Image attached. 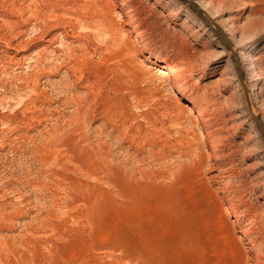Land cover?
Segmentation results:
<instances>
[{
	"label": "rangeland",
	"instance_id": "rangeland-1",
	"mask_svg": "<svg viewBox=\"0 0 264 264\" xmlns=\"http://www.w3.org/2000/svg\"><path fill=\"white\" fill-rule=\"evenodd\" d=\"M127 1L0 0V264H264V0Z\"/></svg>",
	"mask_w": 264,
	"mask_h": 264
},
{
	"label": "bare ground",
	"instance_id": "bare-ground-1",
	"mask_svg": "<svg viewBox=\"0 0 264 264\" xmlns=\"http://www.w3.org/2000/svg\"><path fill=\"white\" fill-rule=\"evenodd\" d=\"M189 1V0H188ZM189 3L191 4L192 2H190L189 1ZM188 3V4H189ZM189 4V6L191 7V5ZM194 6H196L195 4H194ZM197 8H198V10L199 11H201L200 10V8L198 7V6H196ZM120 8H122L123 10H125L124 11V16H125V24H124V26H123V29L122 30H124L125 29V33H126V35H127V37H129V38H131V36H132V34H133V32L130 30V28H128V26H129V17L131 16V15H136V7H134L130 2H128L127 0H122V2H121V4H120ZM8 10V9H7ZM193 10V9H192ZM202 12V11H201ZM197 13V12H196ZM198 14V13H197ZM202 14H204L203 12H202ZM198 16H199V14H198ZM205 16V15H204ZM137 17V16H136ZM206 17V16H205ZM41 20V19H40ZM57 20V19H56ZM60 20V19H59ZM135 20H138V18H135ZM206 22H208V19L206 18V20H205ZM39 22V21H38ZM135 22V21H134ZM59 23V22H58ZM61 23V22H60ZM59 23V24H60ZM62 24V23H61ZM209 24L210 25H213L214 27H216V25L215 24H212L211 22H209ZM58 26V25H57ZM58 28V27H57ZM44 29V28H43ZM64 29V28H63ZM40 30V29H39ZM44 32V31H43ZM42 32V33H43ZM66 32V31H65ZM216 32H217V34H218V36H219V38H220V40L222 41V43L226 46V47H230L231 48V43H230V41H229V39H228V37L224 34V32L221 30V29H219V28H217V30H216ZM15 33V32H14ZM21 33V32H20ZM38 33V32H37ZM41 33V32H40ZM23 34V33H22ZM52 33H50V32H47V33H45V34H43L42 35V37L40 38L41 39V41H46L45 40V38H48V37H50V35H51ZM67 34V33H66ZM228 34V33H227ZM18 35H19V32H18ZM57 35V34H56ZM55 38V37H54ZM53 38V39H54ZM49 39L46 43H48L47 45H45V47H46V49H48V48H50V46L51 45H54V41L55 40H57V39ZM53 40V41H52ZM9 42V41H8ZM12 42V41H11ZM20 42V41H19ZM22 43V42H21ZM20 44V43H19ZM11 45V44H10ZM29 45H26V47H28ZM18 47V46H17ZM16 47V48H17ZM21 47V46H20ZM25 47V48H26ZM24 48V49H25ZM22 49H23V47H22ZM19 50V49H18ZM26 51H27V49H26ZM2 52V51H1ZM233 55H234V59H235V63H236V66H237V72H238V76H239V80H240V83H241V86H242V89H243V91L245 92V94H246V99H247V102H248V104H249V107L251 108V104H250V98L248 97V95H247V89H246V86H245V83H244V80H243V72H242V69H241V66H240V61H239V58L236 56V54L235 53H233ZM34 56V55H33ZM23 59H24V61L26 62V61H29V60H33V59H30L29 57H26L25 55H23ZM30 61V62H31ZM34 61V60H33ZM64 62V61H63ZM149 62H151V61H149ZM24 63V62H23ZM3 64V63H2ZM27 64V63H26ZM150 65H151V68L152 67H154V65L155 66H158V68L160 69V70H162V74H164L163 76H164V78H169L170 79V81L172 82V84L177 88V90H179V91H181V92H185L186 93V87H185V83L184 82H182V78H181V75L179 74V73H173V69H174V67H173V65L170 63V62H164L162 65H160V64H157V62H155V61H152L151 63H150ZM74 66H71V67H69V69H68V74H71V72L72 71H74L75 72V70H74ZM44 71V70H43ZM42 72V71H41ZM106 73V72H105ZM134 76H136V72L134 71V72H131ZM94 74V73H93ZM131 74V75H132ZM44 75V74H43ZM67 75V74H66ZM92 77V76H91ZM95 77V76H94ZM105 78H106V75L101 71V70H99V71H97V73H96V78H94L96 81V83L97 84H95V85H98L99 87H101V89L103 90V89H105L106 90V88H108V84H106L105 82ZM67 86V85H66ZM191 87V86H190ZM84 88H86L85 90L87 91V96H85V98H83L81 101H82V103H78L77 104V112H76V116H77V120H78V126H77V128H76V130L77 131H81L82 130V127H83V125L85 124V123H87L89 120H92V122H94L93 120H94V118H93V115H94V113H95V110H96V105L92 108V106H91V104H90V106H91V108H88L87 107V102H89V97L91 96V95H93V93L95 92L94 91V88L93 87H90V86H87V87H84ZM97 88V87H96ZM110 88H112V87H110ZM125 87L122 85H119V86H113V88H112V90L114 91V92H117V91H120V90H123ZM192 88H195V85H193L192 86ZM36 91H40V90H36ZM35 91V92H36ZM101 91V90H100ZM41 92V91H40ZM98 92V91H97ZM103 92V91H102ZM101 92V93H102ZM188 92V91H187ZM36 94V93H35ZM95 94V93H94ZM93 96H95V95H93ZM98 96V95H97ZM112 101L113 102H117V100H115L114 98L112 99ZM185 101L186 102H188V104H189V106H191L192 107V110H193V112H194V114H197L198 116H202L203 118L202 119H204V123H207V122H209L208 121V119H206L205 120V118H207V116H206V110L204 109V107L201 105V102L198 100V98H196V97H188V98H185ZM95 102V101H94ZM92 103V105H94L95 103ZM90 103V102H89ZM2 104V103H1ZM89 105V104H88ZM114 105V104H113ZM2 106V105H1ZM253 110H252V108H251V113L253 114V116H254V111L252 112ZM96 114V113H95ZM255 119V121L258 123V125L260 126V124H259V120H258V118L257 117H255L254 118ZM108 122H109V120H107ZM263 125V124H262ZM84 127H86L85 125H84ZM210 127V126H209ZM261 127V126H260ZM262 129V128H261ZM84 131V130H83ZM104 131V130H103ZM101 134V133H100ZM263 136H264V131H263ZM79 136L75 133L74 135H72V136H70V137H68V138H66L65 140L66 141H68V142H71V143H73V144H76L77 142H78V140H79ZM81 139V138H80ZM81 141H83V139H81ZM96 153H94V152H92V151H89V152H83L82 153V155H85V157L88 159V161L90 162V165L88 166V169H87V176H89L90 178H97V177H99L100 176V174L102 173V166H100V164H98V165H96L95 164V158H96V155H95ZM97 156H98V153H97ZM99 156H101V157H104L105 155H104V153H100L99 154ZM98 160V159H97ZM218 177V175L217 174H215L214 176H213V179H216ZM112 185H114L115 183H112V182H110ZM117 186V185H116ZM117 188H121V186L118 184V187ZM231 203H232V206H233V208L234 209H238L239 207H240V204L238 203V201L235 199V198H232L231 199Z\"/></svg>",
	"mask_w": 264,
	"mask_h": 264
},
{
	"label": "water",
	"instance_id": "water-1",
	"mask_svg": "<svg viewBox=\"0 0 264 264\" xmlns=\"http://www.w3.org/2000/svg\"><path fill=\"white\" fill-rule=\"evenodd\" d=\"M183 1H185V2H187V3H189V1L188 0H183ZM190 4V3H189ZM191 5V8L195 11V12H197L198 14H199V17L200 18H202L203 20H206V17L204 16V14H202V12L201 11H199L198 10V8L196 7V6H194V4L193 3H191L190 4ZM208 23H209V21H208ZM229 49H231L230 47H228ZM259 120V119H258ZM259 122V124H260V130H261V132H262V134H263V131H264V127H263V125H262V123L260 122V120L258 121ZM262 128V129H261ZM264 137V136H263Z\"/></svg>",
	"mask_w": 264,
	"mask_h": 264
}]
</instances>
